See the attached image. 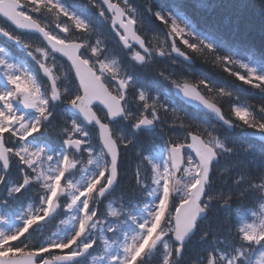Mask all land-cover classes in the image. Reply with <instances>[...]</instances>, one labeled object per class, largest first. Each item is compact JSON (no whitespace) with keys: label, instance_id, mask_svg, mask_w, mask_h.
I'll list each match as a JSON object with an SVG mask.
<instances>
[{"label":"snow or ice","instance_id":"6c2138e0","mask_svg":"<svg viewBox=\"0 0 264 264\" xmlns=\"http://www.w3.org/2000/svg\"><path fill=\"white\" fill-rule=\"evenodd\" d=\"M102 4L104 8L100 9V14L104 16L105 11L107 12L108 15L106 19L108 20L109 26L115 33V39L117 42L120 44L122 49L132 53L129 56L131 61H134L137 64L142 63L145 59V55L149 51L148 42L143 41L140 36L137 29V21L130 14V10L127 7H123L120 0H116V2H113V0H102ZM97 7L99 9V5ZM41 9H46L48 12L53 13L59 18L54 27L43 25L40 19L34 15L39 14ZM19 11L29 17V20L20 24H16L11 20H8V22L12 23L17 29L38 33L40 37L46 41L47 45L54 52L60 54L65 62L69 64L72 79L76 85V92L72 98L67 101V103L80 107L77 103L78 97H82L85 90L91 89L94 91L96 84L93 79L81 75L80 68L75 65L74 60L69 55L68 51L58 47V43L68 44L69 41L67 40L66 34L72 30L87 33L89 31L88 25L81 19L70 16L58 3L55 2V0H32V8L30 10L24 9L21 6ZM61 17H64L65 19H60ZM2 18L8 19L7 17ZM157 18L160 19L159 16H157ZM172 31L173 33L182 32L183 29H179L175 24H173ZM0 33H3L5 36H10L9 33L2 29H0ZM10 38L16 39V37L13 36ZM73 51H75L76 56L80 61L88 65V69L86 71L95 72L97 76H100L101 82L104 86L107 87L108 85H111L112 87L122 91L123 98L120 100V107L112 112V115L116 116L117 112L122 110V106L127 99L129 81L119 78L107 79L106 73L102 75L101 70L113 71L109 65H93L91 58L85 55V49L83 47L78 46L73 49ZM95 53L96 49L93 48L92 54L94 55ZM29 54L31 55V53ZM40 67L42 68L41 74L45 80H50L51 77L48 75L49 69L44 67L42 64ZM251 74L252 73H250V75ZM21 78L23 79V77ZM6 79L8 83V90L5 93H0V112L4 113V117L0 119V128L5 129L4 132L0 133V165H2L3 169L6 170L9 167L10 158L14 157L20 164L24 165L25 169L34 170L38 167L40 153H32L28 151L26 147L13 145L9 143V139L11 137H16L18 141L27 143V141L41 135L43 126L47 122L51 113L48 112L45 114V110L42 109L40 111V116H42L43 119L37 117L35 123H33L31 127L20 123V117L10 114L11 106L9 104V101L19 94L16 89L18 80L11 75H7ZM256 79L264 81V77L258 76ZM82 82L84 84L83 88L81 87ZM27 83L34 89L38 81L28 77ZM257 86L262 87L264 84ZM176 87H178L185 96L197 100L209 110L215 111L217 115L220 114L216 106L210 104L207 100L200 96L195 91L194 87L188 82L185 81L183 84H177ZM19 95L22 96V99L26 104L34 107L31 98L27 94ZM52 98L53 100L56 98L55 85H53L52 89ZM137 98L139 102L143 104L144 110L140 113V116L133 127L140 128L141 126L153 125L159 119L158 113L155 110H152L149 114L150 106L147 103L143 92H139ZM96 108H103V105H93V109ZM81 111H84V109L81 108ZM234 114L237 118H240L243 115L250 127L264 131V122L254 118L249 110L236 108L234 109ZM17 124H20L19 129L16 127ZM100 127H104L103 121L100 122ZM107 131L110 132V127ZM190 138L191 134L185 137L186 140H189ZM80 139H83V137H80ZM62 143L65 148L70 150L67 151L66 154H63L62 157L59 155L56 157V162L51 165V170L54 175L46 177L49 181L47 185L48 193L51 194L53 189H55L56 192V195L53 197L52 204L49 205L47 203V197H45L44 206L38 213L40 218L33 219L32 217H29V220L32 221V223H30L28 229L23 231L22 234L17 235L16 233H12L5 235L3 232H0V241L3 242V247H0V251H7L9 249L12 250L7 256L0 258V264H50L48 258H55L56 264H74V261L79 256L88 252L89 249H92L99 242L97 239L88 238L90 229L96 228L98 224L106 225L110 220L117 218L120 215L118 209L109 206L107 214L102 217V215H98V209L96 207V203L99 199L106 196V194L112 190L120 179L121 163L123 159L122 146L113 142L110 146H106L105 150V156L107 157L108 164L103 168L98 169L97 173L93 174L92 178L88 182V185H86L84 189H81L76 196L72 198L71 204H69V208H71L72 205H76L78 211L82 213L79 217V221L82 222V227L78 222L75 232L68 240L52 239L46 244H40L31 249L24 246V241L29 236L30 229H32L33 225H40L42 221L48 223L52 213L55 212L56 202L63 191L66 173H69L75 165V161L72 158V151L86 150L85 144L77 143L68 137H65L62 140ZM219 146V143H217V147ZM49 159L51 160L52 158L49 157ZM211 170L212 164L209 162L204 167L205 175L199 177L200 183L198 184L197 189L195 191L187 192L185 196L180 198L174 197L172 193L175 191V188L171 185H169L166 193L163 191L161 192V195L165 200V205H161L158 200L156 204L153 205V210L150 213V219L138 225L141 231L137 234L136 239L139 240L147 234L148 229L151 228L152 223L156 220V217L160 215L161 209H163L164 214L153 239L144 247V250L139 252L137 250L140 246L136 243L124 245L123 252L125 253V256L120 259L119 264H128L129 261H131V264H138L144 256L145 251L152 248L159 237L164 234L174 238L177 244L172 253L163 257L162 264H175V258L179 257L180 253L183 251V243L186 234L195 228L196 223L200 218L199 213L205 211L206 209L205 195L207 189L204 187L203 182L208 176H210ZM61 172H63V175L60 176L59 185H57L55 183L56 176L60 175ZM21 173H23L21 182L13 185L11 188H8V196L21 194L26 186L29 185L31 177L25 173L24 169H21ZM134 177L136 183H141L139 169L135 170ZM153 182L163 187V182L159 179V174L156 177H153ZM0 184L7 186V180L3 174H0ZM45 210L48 215H44ZM111 230V228L108 229V231ZM16 231L20 232V230ZM238 231L239 239L244 245L245 243L259 244L264 241V230L258 229L257 226L245 224L242 225ZM101 233H103V229H101ZM100 239H103L102 234ZM104 243L107 245V240H104ZM60 245L67 246L60 247ZM45 248L47 251L42 250ZM216 253H220L219 259L223 260L225 264H240L239 257L241 256V253L239 248L236 249L235 254L231 255L222 253L219 249L210 250L207 254V264H215L217 259ZM113 264H115V261H113Z\"/></svg>","mask_w":264,"mask_h":264},{"label":"rangeland","instance_id":"374dc122","mask_svg":"<svg viewBox=\"0 0 264 264\" xmlns=\"http://www.w3.org/2000/svg\"><path fill=\"white\" fill-rule=\"evenodd\" d=\"M20 1V0H19ZM26 2L28 4V7L32 8V0H21V2ZM116 2V0H113ZM56 2V0H55ZM76 3H84L86 2L87 7L89 8L91 14H94L96 18H100L101 21H97L94 18H92V26L89 27V31L87 33H82L76 30H72L68 34L76 37V39H81L86 44V50L89 53V55L94 57V62H100L101 64H107L111 67L113 71H106L107 79H112L114 76L116 78L117 75H119L120 69L122 67L119 65L115 66V60H114V47L111 45V42L105 40L104 38L107 37V35L104 32V28H110L108 20L106 19L107 14L105 12V15H100V9H103V7L99 4L97 0H75ZM57 3V2H56ZM120 3L123 7H127L130 10V14L136 19L138 27L140 29V33L145 37V39L148 41L150 46L153 48L154 54L155 51H160L165 54V59L162 60V62L158 63L156 60V55L149 59V65H143V63H140L139 65L142 66H149L150 69H157L158 66L163 70L164 76L167 78H170L168 75L169 73L175 74V72H179L177 68L175 67V62L170 56L169 53V46L167 44L166 36L163 31L154 29L151 24L157 23L160 19L157 18L160 15L158 14H151L146 15L145 11H149V7L146 5H143L142 7L140 5L136 6L135 0H120ZM99 5V9L98 6ZM62 7V6H61ZM63 8V7H62ZM64 9V8H63ZM70 16H74L76 18H79L76 16L73 12L68 11L64 9ZM47 14H52L48 12L46 9H41L39 16H43L44 18L47 16ZM100 15V16H99ZM56 16V15H55ZM57 17V16H56ZM38 18V17H37ZM58 18V17H57ZM39 19V18H38ZM46 22L42 21L45 25H49L50 27H54L56 23L53 22V20L48 21L47 18ZM42 19V20H45ZM59 19V18H58ZM60 19H65L64 17H61ZM80 19V18H79ZM97 21V22H96ZM84 22V21H83ZM166 24L168 25L169 32L173 34L175 39H177L179 42L186 41L185 36H189V29L186 26V24L178 17L167 14V20ZM175 24L179 29H183L182 32H175L172 31V25ZM103 26V27H102ZM104 34V38H103ZM83 37H86V39H83ZM27 43L30 46L31 50L33 51L34 58H38V62L42 63V58L45 59V64L47 67L51 66L56 68L59 71V75L62 77L63 85H61L63 89L65 102L70 100L74 93L76 92V88L71 81V74L69 72V69L61 63L60 60H55L51 57H49L45 53V49L43 48L41 42L38 39L33 38H27ZM184 44V43H183ZM111 45V46H107ZM96 49V53L92 54V49ZM132 53L130 52L127 55V58ZM49 65V66H48ZM135 65V66H139ZM11 66V67H9ZM252 73L251 76L253 77H264L263 75L256 74L252 69H249ZM70 74V76H69ZM185 76V73H181ZM11 75L13 77H19L20 83L16 84V89L22 88L25 89L30 95L37 94V84L35 85V88L33 89L30 87L23 77L24 75V69H19L18 67H15L14 65L8 63L5 58V54L3 51L0 50V93H5L8 90V83L6 76ZM23 77V79L21 78ZM124 80L129 81V91H133L132 94L136 96V99L134 103V108L130 112L132 120L134 122L137 121V119L140 116V113L144 110L143 104L139 102L138 100V93L142 92V90H137L136 83L132 82L129 77L126 75ZM150 95V96H149ZM169 95V92L166 91L164 93V96L167 98ZM163 96V98H164ZM146 101L149 104V114L152 110H155L158 113L159 119L155 123L159 126V129L165 130V126L170 125V129L173 132L174 136H177L181 130L177 127L176 123H174V119H171L172 115V108L168 106L166 102H163L161 98L152 95L150 92L148 93V96H146ZM63 100V97L60 99ZM45 100L40 97L38 99L39 102V108L42 102ZM56 105V104H55ZM239 108V107H235ZM13 112V115L20 117V123L31 127L33 123H35L36 116L31 118H26L25 116H21L18 114L15 109L10 108ZM243 116V115H242ZM59 122H56L54 125H51L49 117L47 119V122L44 124V128L50 130L53 134H59V137L61 140H63L65 137L70 138L69 130L76 127L72 122H70L69 118H65L62 116H57ZM54 119V118H53ZM176 120V118H175ZM131 124V123H130ZM17 127H20V124H17ZM84 129L79 125L78 132L84 133ZM88 135V132H86ZM207 136L210 138H207L208 142L214 146L215 148L219 149L217 147V143H219L213 136H211L210 131L206 130ZM167 134H169V131H167ZM139 139V138H138ZM213 143V144H212ZM91 139H89L85 145L86 150L82 151V153L76 158V155H73L72 158L75 161V163L82 161V165L79 168H75L74 175L75 180L74 181H68L67 184L69 186V192L67 194V197L64 200L65 206L63 210L60 212L59 216L55 218L53 222V226L47 230V231H38L36 233L37 237V246L40 244H46L48 241L55 239V240H68L69 237L75 232L77 223H82L79 221V217L81 216V212L78 211V208L76 205H73L71 208H69V204L72 202V198L76 196V194L81 190L84 189L86 185H88L89 180L92 178L94 173H97L98 169L103 168L105 166V163L103 159L100 158V154L97 150H95L92 147ZM18 145L22 147H26L28 151L32 153L39 152V160H38V167L34 170H28V175L31 177L30 180H33L36 182L38 186L39 195L37 200V205H28L25 207V210H27V213L24 214L22 212V209L15 207V199L14 196L8 197L6 201V206L9 204L13 207V213L12 217L5 219V225H0V232H3L5 235L16 233L17 235L22 234L24 231V226L22 224L23 220H27V217L32 218H38V213L41 211V209L44 206V200L45 197H47V203L49 201V198L52 196L55 189H53L52 193H48V179L46 177H51L54 175L53 171L51 170V165L54 164L56 161V157L59 155L62 157L63 152H56L53 153L50 151L47 145H39L37 143L30 141H27V143H24L22 141H18ZM220 145V143H219ZM124 149V153H125ZM73 153V152H72ZM49 157L52 159L50 160ZM131 158V157H130ZM130 160V159H129ZM168 157L166 156V152L164 148L161 145H157L151 152L146 154H143V156H139V158L136 160L140 162V164L137 166V169H139L140 175H141V183H136V190L137 195L134 196V199H130L129 202L127 200V204L122 202L121 196L116 195L114 198H110L102 205V208L104 209L105 215L107 214V211L109 210V206L112 208H116L119 210L120 215L117 218H113L108 222L106 225L98 224L96 228L90 229L88 233V238H94L97 239L99 242L97 245H95L92 248V253L87 256V258L81 263V264H113V261H115V264H119V261L121 258L125 256V253L123 252V246L126 244H132L136 243L140 247L139 249H143L145 245L151 241L154 234L156 233L155 228H157V224L160 223V220L163 217V209L160 211V215L156 217V220L152 223L151 228L148 229L147 234L143 236L142 239H136L137 234L141 231L138 225L143 223L144 221H147L150 219V213L153 210V205L156 204V202L159 200L161 205H165L164 197L161 195V192H167L169 185H172V182L175 183V191L172 193V195L176 198H180L182 196H185L187 192L191 190V188L196 184V173H197V163L191 156H186L184 159V166L182 169V175L180 179L175 180L173 179V176L171 175L172 171L170 168V164L168 163ZM223 167H220L222 169ZM61 174V173H60ZM159 174V179L163 182V187L153 182V177H156ZM172 176V177H171ZM60 179V175L56 176L55 183L58 184V180ZM94 187V185H93ZM37 190V192H38ZM120 191H117V193ZM121 192V191H120ZM122 193V192H121ZM261 201L258 202V208L255 210H249L248 212H245L243 215L238 217V226L239 228L242 225L245 224H251L254 226H257L258 229L264 230V179L262 182V191H261ZM116 200L121 204L120 207H118L116 204H114L113 200ZM116 202V203H117ZM42 203V205H41ZM46 211V210H45ZM44 211V213H45ZM105 215H102L105 216ZM1 220V218H0ZM135 221V222H134ZM115 226V227H113ZM111 228V231H108V229ZM238 228V229H239ZM101 229H103V233H101ZM236 231H238L237 228H235ZM16 230H20V232H17ZM101 234L103 235V239H100ZM15 238V237H13ZM104 240H107V245H105ZM3 242L0 241V245ZM160 245L162 250L164 252H167L168 250V240L166 239L165 234L161 235L159 239L155 242L154 247ZM246 247L243 251H240L241 256L246 254L247 257H244V261L240 264H264V249L262 248L263 242L259 244H248L245 243ZM67 245H60V247H66ZM27 247V246H26ZM28 248V247H27ZM138 249V250H139ZM43 250H47L46 248ZM137 250V251H138ZM11 251V250H10ZM4 252V251H0ZM158 254V253H157ZM1 255V253H0ZM220 253H217V260H220L221 264H225V262L221 259H219ZM151 259V257H147ZM240 259V257H239ZM207 264V263H206Z\"/></svg>","mask_w":264,"mask_h":264},{"label":"trees","instance_id":"16d2710c","mask_svg":"<svg viewBox=\"0 0 264 264\" xmlns=\"http://www.w3.org/2000/svg\"><path fill=\"white\" fill-rule=\"evenodd\" d=\"M135 3L148 6L146 14H158L165 22L171 13L186 21L189 36H185L186 43L180 46L193 60L191 80L221 107L228 119L239 125L233 133L216 128V136L226 143V166L222 171L212 172L210 190L215 199L208 210V221L198 226L193 238L175 258V264H204L202 261L210 250L239 247L235 218L256 207L262 199L264 144L239 135L241 130L258 129L250 127L245 117L237 119L233 108L247 109L264 122V86H257L264 81L248 72L253 67L264 74V0H135ZM155 26L159 27V23ZM162 27L167 28V24ZM138 77L154 86L158 81L156 73L149 70ZM199 116L184 118L179 123L182 126L179 135H164V139L184 143L188 132H198ZM123 167L126 169L124 193H134V175L130 177L128 170L131 166L124 161ZM221 205H226L228 210H223ZM162 259L160 250L149 260L142 257L138 264H162Z\"/></svg>","mask_w":264,"mask_h":264},{"label":"water","instance_id":"95a60500","mask_svg":"<svg viewBox=\"0 0 264 264\" xmlns=\"http://www.w3.org/2000/svg\"><path fill=\"white\" fill-rule=\"evenodd\" d=\"M100 1L102 2V0H100ZM170 42L173 45L172 46V51L174 52V54L176 56L181 57L184 60L188 61L189 59H187L185 57V55L181 54L179 51H177L175 49L172 39L170 40ZM61 48H63V49L68 51L69 55L73 58L75 65L80 68L81 75L82 76H87V77L93 79L94 83L96 84V88H95L94 91L91 90V89H88V90L84 91L83 96L78 100V104L79 105L86 104L87 106H89V105H91L93 103H99L100 105H103V107L105 108V106H104V103H105L106 110L109 113V119L110 120H114L117 117L121 116L122 115V111L117 112L116 116L112 115V112H114L119 107V102L116 99H114L113 97H111L110 95H108L105 92L104 87H102L101 83L99 81H97L95 78H93L92 76H90L86 70H83L84 67H82L79 62L75 61L74 56H73V53L75 51H73V47H70V45L69 46H65L64 45V46H61ZM75 58L77 59L76 54H75ZM81 87L82 88L84 87L83 82L81 84ZM194 89L200 96H202L198 92V90L196 88H194ZM174 95L176 97H178L181 101L186 103L187 105L192 106L194 108L202 109L205 112L209 113L210 115H212L213 119L216 122L222 124L227 129H231L232 128V126L222 118L221 111H220V109L217 106H216V108L219 110V113H220L219 115H217V113L215 111L209 110L207 107H205L202 103L198 102L197 100H195L193 98H190L188 96H185L180 91V89L178 87H174ZM210 104H212V103H210ZM212 105H214V104H212ZM68 108H69L70 111H72L70 106ZM82 117L87 122L86 117L83 116V115H82ZM92 121L93 120H90V121H88V123H91ZM145 127L149 128L151 126H145ZM246 135H248V136H250V137H252V138L264 143V134H262V133L249 132ZM100 139H101L104 151L106 150V146H110L113 143L111 138H110V136L107 134V129L105 127H103V128L100 127ZM184 148L189 150V151H191L195 155V157L199 160V162H200V168H199V173H198V184H199L200 183L199 177L202 176V175H205V172H204L205 165L207 163H209V162H211V164H212L213 161H216V158H215V156L213 154V151L209 147H207L199 137L191 135V138L189 139V144L188 145L182 146V147H179V148H171L170 149L171 162H172V166H173L174 172H175L177 177H179V175H180V168L182 166V150ZM208 178H209V176L203 182L204 186L208 183ZM198 184L195 186L193 191H195L197 189ZM56 210H57V205H56ZM56 210H55V212H56ZM55 212L52 213L51 217H53ZM202 214H203V212L199 213V217ZM190 233H191V231H189L186 234V236L184 238V241L188 238ZM85 254H83L82 256H84ZM82 256H79L77 259L81 258ZM0 258H3V257H0ZM50 264H56V260L54 259L53 261H50Z\"/></svg>","mask_w":264,"mask_h":264},{"label":"flooded vegetation","instance_id":"af4514ba","mask_svg":"<svg viewBox=\"0 0 264 264\" xmlns=\"http://www.w3.org/2000/svg\"><path fill=\"white\" fill-rule=\"evenodd\" d=\"M0 28L2 30L6 31L7 33H9L10 34V37L11 36L16 37L15 40H17L22 45V47H24V46L26 47L25 43L28 44L27 43V38H33V39H35L34 37H32L30 35H27L26 33L18 32L17 30H15L14 28H12L10 25H8L7 23H5L2 20H0ZM4 44H6L7 47H5ZM14 45L15 44H13V43L7 44L6 41L3 38H0V46L1 47L10 49L11 51H14ZM28 59H29V62L24 63V66H23V69H24V75H23V77L27 81V78L29 77L27 75V70H29L30 64L33 65V67H35V68H31L29 70V75H30V77L33 80H37L38 81L37 84L39 86V90L42 91L43 90V87L42 86L45 85L46 80H44L42 77H37L36 74L33 72V70H36L37 71V67H38L39 64L45 65L47 63H45V59L44 58H42L43 59L42 60V63H38V61H37L38 58H36V57L33 58L31 55H29L27 57V60ZM48 69H49L50 73L52 74V76L54 77L55 85H56L57 90H58V96L57 97H58V99H60V95L62 96V94H59V91L61 92V87L60 86L63 85V81L61 80V81L56 82V80H59L57 78H60L61 77L59 75V73L56 72V70H57L56 68L49 66ZM33 95L37 98V96L35 94H33ZM49 99H50V95H49ZM51 109H52V107L49 106V110H51ZM3 117H4V113L3 112H0V119H2ZM4 131H5V129L0 128V133H2ZM16 145H18V144H16ZM12 159H13V161H11ZM21 169H24V165L20 164L17 159L11 158L10 159V163H9V169H8L7 172L3 173V175L5 176V179L6 180L11 179V177L12 176H15L17 174V172H19L21 174V176H23V173H21ZM24 171H25V169H24Z\"/></svg>","mask_w":264,"mask_h":264}]
</instances>
